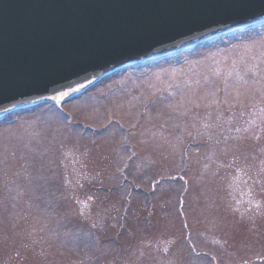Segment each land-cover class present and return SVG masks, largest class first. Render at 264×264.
I'll return each mask as SVG.
<instances>
[{
  "label": "rangeland",
  "instance_id": "374dc122",
  "mask_svg": "<svg viewBox=\"0 0 264 264\" xmlns=\"http://www.w3.org/2000/svg\"><path fill=\"white\" fill-rule=\"evenodd\" d=\"M261 35L137 62L1 122L0 264H264V58L232 47ZM233 61L256 74L225 80Z\"/></svg>",
  "mask_w": 264,
  "mask_h": 264
},
{
  "label": "water",
  "instance_id": "95a60500",
  "mask_svg": "<svg viewBox=\"0 0 264 264\" xmlns=\"http://www.w3.org/2000/svg\"><path fill=\"white\" fill-rule=\"evenodd\" d=\"M262 23L264 0H0L1 122Z\"/></svg>",
  "mask_w": 264,
  "mask_h": 264
},
{
  "label": "snow or ice",
  "instance_id": "6c2138e0",
  "mask_svg": "<svg viewBox=\"0 0 264 264\" xmlns=\"http://www.w3.org/2000/svg\"><path fill=\"white\" fill-rule=\"evenodd\" d=\"M233 49L235 48H243L245 51H251L253 47H258L260 49V57L264 58V35H261L259 40H252L248 43H244V44H240V45H233L232 46ZM211 55H215L214 53ZM241 63L243 62V58L241 57ZM172 74L175 75L176 73V69L173 68L171 70ZM248 72H252L254 75L256 74L255 72V66L254 65H246L244 72H240L239 70H237V62L233 61V66H232V70L228 71L225 75V80H227L228 77H232L235 74V80L237 82H242V83H247V81L244 79L245 75ZM214 75L219 76L220 75V70L219 68L215 69ZM207 77H205V80L207 81ZM197 84H199V81L196 82ZM151 87V85H150ZM171 94V93H170ZM67 95L66 92H60L57 96L52 97L53 99L59 100L61 99L63 96ZM260 113H261V118H264V108L260 109ZM251 123V122H250ZM247 129H245L246 131ZM237 131H239V129H237ZM238 172H240V169H237ZM262 171H264V169H262ZM264 190V189H262ZM249 195H251V190H249ZM257 207H259V202H256Z\"/></svg>",
  "mask_w": 264,
  "mask_h": 264
}]
</instances>
